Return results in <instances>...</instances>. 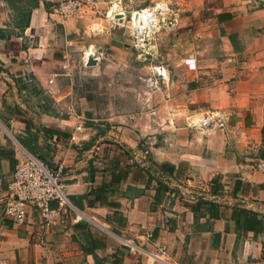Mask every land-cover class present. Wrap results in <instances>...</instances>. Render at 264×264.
<instances>
[{
    "label": "crops",
    "instance_id": "crops-1",
    "mask_svg": "<svg viewBox=\"0 0 264 264\" xmlns=\"http://www.w3.org/2000/svg\"><path fill=\"white\" fill-rule=\"evenodd\" d=\"M37 1L26 23L34 0H0V261L264 264V231L244 213L264 219V172L254 168L264 159V0H173L179 21L160 32L170 38L158 58L173 77L137 109L109 99L106 112L85 75L97 66L83 56L111 0L68 19L54 13L57 0ZM197 105L232 116L223 128L192 129L182 116ZM27 154L65 161L71 205L54 224L33 208L24 224L4 215ZM159 245L166 259L153 256Z\"/></svg>",
    "mask_w": 264,
    "mask_h": 264
},
{
    "label": "built area",
    "instance_id": "built-area-1",
    "mask_svg": "<svg viewBox=\"0 0 264 264\" xmlns=\"http://www.w3.org/2000/svg\"><path fill=\"white\" fill-rule=\"evenodd\" d=\"M101 0H57L54 5V13L63 19L79 16L86 7L97 9ZM180 17V10L173 0H158L153 5L141 8H130L122 0H111L108 9L104 13L107 26L93 24V33L102 32L106 27L114 28L126 25L133 42V47L141 61H149L157 58L156 45L158 33L162 29L175 26ZM90 58L95 59L94 64H89ZM85 65H101V56L94 45L84 52ZM191 69L194 63H189ZM150 75L145 79V84L152 92L162 89L170 81V71L162 62L153 64ZM172 120L175 115L171 112ZM232 112L227 109H207L197 105L188 110L182 118L186 126L196 130L223 128L227 125ZM78 129L82 128L79 124ZM65 161L59 160L54 166H50L38 157L27 154L18 163L8 184L5 196V217L17 224L27 221L30 209L39 212L42 222L51 225L63 217L66 209L71 205L67 186L64 181ZM254 168L264 172V159H258ZM52 203H56L53 207ZM157 259H166L169 254L167 247L158 246V253L153 254ZM0 264H4L0 261Z\"/></svg>",
    "mask_w": 264,
    "mask_h": 264
},
{
    "label": "rangeland",
    "instance_id": "rangeland-1",
    "mask_svg": "<svg viewBox=\"0 0 264 264\" xmlns=\"http://www.w3.org/2000/svg\"><path fill=\"white\" fill-rule=\"evenodd\" d=\"M122 1L128 7L133 9L146 7L142 5L144 2L138 3L139 0ZM109 5L110 2L108 7ZM108 30H112L115 33L91 32L90 34H87L88 38H98V42L96 43L94 41L92 44L101 56V65L99 67H95L97 70L95 72H86L85 74L87 79L90 81L88 86L89 88H93V93L97 95L99 107L102 108L103 112H106V105L110 100L114 102L116 106H124V104L127 103L128 109H137L134 107V102L138 101V97L140 95L144 96L154 94V92L150 91L145 84V79L151 73L150 67L147 63H160L158 60L159 53L161 54L160 43L168 40L170 38V33H158L157 41H155L157 43V58H152L149 61H141L133 47L129 29L126 25L108 28ZM89 46L90 45H88V48ZM123 63L129 64L123 65ZM81 73L83 72L78 71L76 76L80 77V75H83ZM96 76L102 77L104 80L109 78L113 80L115 84L108 85L107 82H105L103 85L100 84L97 87L95 83ZM172 77L173 71H170V78ZM95 90L97 92H95Z\"/></svg>",
    "mask_w": 264,
    "mask_h": 264
},
{
    "label": "trees",
    "instance_id": "trees-1",
    "mask_svg": "<svg viewBox=\"0 0 264 264\" xmlns=\"http://www.w3.org/2000/svg\"><path fill=\"white\" fill-rule=\"evenodd\" d=\"M37 5H38V1L34 0V2L31 4V7H27L26 12H25V18H26L25 22L26 23L29 22V18H30L31 12H32V8L36 7ZM153 163L161 169L166 165L165 163H162V164H159L157 162H153ZM106 189H107V187L105 184L103 186L97 188V189H94L93 193L95 194V199L103 201L104 197L106 196ZM244 213L251 217L250 219H248L250 222L255 223V224H251L252 228H255L258 231H264V219L254 218L255 214L252 211H246Z\"/></svg>",
    "mask_w": 264,
    "mask_h": 264
},
{
    "label": "water",
    "instance_id": "water-1",
    "mask_svg": "<svg viewBox=\"0 0 264 264\" xmlns=\"http://www.w3.org/2000/svg\"><path fill=\"white\" fill-rule=\"evenodd\" d=\"M94 63H95V59L94 58H90L89 64H94Z\"/></svg>",
    "mask_w": 264,
    "mask_h": 264
}]
</instances>
